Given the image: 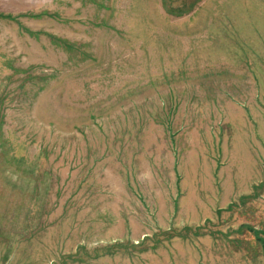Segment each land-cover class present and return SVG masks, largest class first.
<instances>
[{
  "label": "rangeland",
  "instance_id": "obj_1",
  "mask_svg": "<svg viewBox=\"0 0 264 264\" xmlns=\"http://www.w3.org/2000/svg\"><path fill=\"white\" fill-rule=\"evenodd\" d=\"M250 229L264 0H0V264H264Z\"/></svg>",
  "mask_w": 264,
  "mask_h": 264
},
{
  "label": "trees",
  "instance_id": "obj_2",
  "mask_svg": "<svg viewBox=\"0 0 264 264\" xmlns=\"http://www.w3.org/2000/svg\"><path fill=\"white\" fill-rule=\"evenodd\" d=\"M252 231V232H251ZM250 232L254 235L255 239L260 243L264 244V232L250 229ZM257 233V235H256Z\"/></svg>",
  "mask_w": 264,
  "mask_h": 264
},
{
  "label": "crops",
  "instance_id": "obj_3",
  "mask_svg": "<svg viewBox=\"0 0 264 264\" xmlns=\"http://www.w3.org/2000/svg\"><path fill=\"white\" fill-rule=\"evenodd\" d=\"M255 230V229H254ZM256 231H258V230H256ZM253 235V234H252ZM254 236V235H253ZM255 238V237H254Z\"/></svg>",
  "mask_w": 264,
  "mask_h": 264
}]
</instances>
